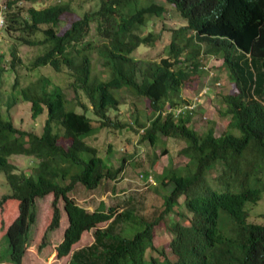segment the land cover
Segmentation results:
<instances>
[{
  "label": "trees",
  "instance_id": "1",
  "mask_svg": "<svg viewBox=\"0 0 264 264\" xmlns=\"http://www.w3.org/2000/svg\"><path fill=\"white\" fill-rule=\"evenodd\" d=\"M19 2L31 4L25 15ZM37 2L7 0L3 28L10 34L18 31L14 37L19 44L41 48L25 65L27 70H65L67 80L60 85L39 74L20 86L17 69L23 62L17 43L10 45L8 59L0 52V171L10 189L0 197V208L15 202L17 209L2 235L11 263L22 264L30 244L36 198L52 194L51 218L37 249L60 225V200L67 224L55 246L56 256H66L85 231L94 229L97 239L72 252L71 264H264V212L259 214L261 223L251 222L246 208L264 192V0H98L96 8L82 12L71 0L42 7L34 6ZM169 11L183 23L166 26ZM92 23L95 40L86 37ZM165 34L157 58L132 56L140 45L160 44ZM209 58L220 60L231 83L215 105L226 119L219 135L213 122L198 132L192 114H174L188 102L183 88L198 86ZM6 71L13 74L8 95ZM127 96L132 97L129 111L135 115L127 121L111 117L109 112H118ZM19 101L29 103L32 119L45 113L40 132L15 125L10 108ZM138 103L147 106L145 119L137 113ZM102 128L132 129L139 142L152 146L162 138L184 141L178 150L187 159L184 165H164L152 182L171 186L162 195V210L152 219L140 217L142 227L130 235L97 227L127 211L101 203L88 210L70 194L77 184L95 189L123 171L124 158L114 166L110 155L101 157L88 140ZM166 153L163 147L161 154ZM14 155L32 160L21 168L10 161ZM141 176L145 181L152 178L148 173ZM179 199L188 213L174 209ZM169 213L177 219L169 223L168 252L165 246L156 247L153 237L154 226Z\"/></svg>",
  "mask_w": 264,
  "mask_h": 264
},
{
  "label": "rangeland",
  "instance_id": "2",
  "mask_svg": "<svg viewBox=\"0 0 264 264\" xmlns=\"http://www.w3.org/2000/svg\"><path fill=\"white\" fill-rule=\"evenodd\" d=\"M7 0H0V9L5 7ZM57 0H39L34 3L36 7H42ZM98 0H71V5L79 11L91 10L96 8ZM30 3L19 2L17 7L21 9V15H25V10ZM16 9V8H15ZM8 8H4L2 15L4 24L0 26V52L4 53L5 59H8V51L12 42L17 43L18 54L21 56L22 65L17 69L19 85L24 86L32 81H35L39 74H43L52 78V80L60 85H63L67 80L65 70L55 73L51 68L42 67L40 70H27L25 65L32 57L40 52L39 46H29L19 44L14 35L18 31L7 33L3 28L6 23V13ZM166 26H177L183 23V20L169 11L164 20ZM146 32V28H144ZM87 39H97L94 23L87 34ZM167 35H164L163 41L155 47H144L140 45L133 53L135 58H157L164 49ZM100 42V41H99ZM94 63H97L96 70L99 69L98 59L93 56ZM220 60L209 58L206 60L207 72L203 75L200 83L195 89L185 87L182 90L183 96L188 100H198L196 111L191 116V124L198 132H202L206 127L213 122L214 132L219 135L225 128L226 119L216 113L215 105L220 104V95L227 93L231 89V83L228 80L225 69L220 68ZM13 79V74L6 71L3 74V85L6 95L10 93V84ZM208 88L207 92L202 91ZM3 91V89H2ZM67 94L71 95V91L67 90ZM131 96L125 98V102L119 107L118 112L110 111L111 117L117 115L119 119L127 121L129 117L135 115L129 111V101ZM84 101V100H83ZM139 110L137 111L141 119H145L148 115L146 104L138 103ZM12 119L16 126L25 129H33L40 132L45 113L31 118L30 105L28 102L19 101L10 108ZM235 133H239L235 130ZM89 142L98 148V153L101 157L110 155V161L114 166H118L123 160V171L119 173L115 180L105 179L95 189H86L80 184H77L71 191V196L74 200L84 206L88 210H94L101 204L104 206H112L116 211H127V215H122L118 218H113L109 222L99 223L97 227L101 229L109 228V232L115 235H130L136 229L142 226L139 223L140 217L143 219H152L157 216L162 210V195L170 190L171 186L156 187L154 183L145 181L141 174L148 173L155 181V174L159 173L164 165H173L181 167L186 162V158L178 153L179 148L184 144L183 140L176 138H166L157 141V145H149L146 142H139L138 134L132 129H109L102 128L94 136L88 138ZM63 144H68L66 140H60ZM166 147L167 153L162 155V148ZM133 156L132 159H130ZM10 161L21 168H26L29 160L32 158L23 155L11 156ZM216 171H212L214 175ZM150 183V184H149ZM10 192L6 183L4 174L0 171V197L3 194ZM52 194L42 198H36V221L31 227L30 244L26 249L22 264H71V253L81 251L92 243H96L93 231L90 229L82 233L78 242L72 245L70 252L66 256L57 257L55 246L61 241L63 230L67 224V218L63 210V203L60 200L58 206L61 211L60 225L58 228L47 233L48 243L38 250L37 246L41 240L43 232L51 218V202ZM101 203V204H100ZM182 200L179 199L178 204L174 209H181ZM246 208L249 210L248 221L261 223L262 217L259 215L264 212V192L261 198L254 204L247 203ZM181 212H187L185 208ZM17 213L15 202H5L0 208V259L3 264H12L9 258L8 243L2 237L6 226L11 222ZM188 213V212H187ZM130 215V216H129ZM177 219L173 213H169L154 226L153 244L160 248L165 246L168 250L167 242L171 236L170 220ZM99 249V247H96ZM95 248V249H96ZM94 249V251H95ZM170 258L172 255L169 253Z\"/></svg>",
  "mask_w": 264,
  "mask_h": 264
},
{
  "label": "built area",
  "instance_id": "3",
  "mask_svg": "<svg viewBox=\"0 0 264 264\" xmlns=\"http://www.w3.org/2000/svg\"><path fill=\"white\" fill-rule=\"evenodd\" d=\"M5 7H2L0 9V26L3 25L4 23V17L2 15V10L4 9ZM208 88H205L202 92L205 93L207 92ZM197 104H198V100H188L187 103L183 104L182 106L174 109V114L177 115V114H180V113H185V112H189L190 114H193L195 111H196V107H197ZM148 181L149 182H153V179L151 177L148 178Z\"/></svg>",
  "mask_w": 264,
  "mask_h": 264
},
{
  "label": "clouds",
  "instance_id": "4",
  "mask_svg": "<svg viewBox=\"0 0 264 264\" xmlns=\"http://www.w3.org/2000/svg\"><path fill=\"white\" fill-rule=\"evenodd\" d=\"M3 11V10H2Z\"/></svg>",
  "mask_w": 264,
  "mask_h": 264
}]
</instances>
